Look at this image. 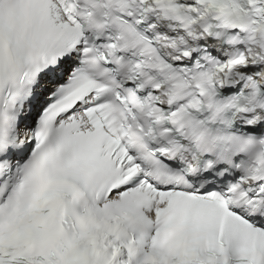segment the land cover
<instances>
[{
    "label": "snow or ice",
    "instance_id": "snow-or-ice-1",
    "mask_svg": "<svg viewBox=\"0 0 264 264\" xmlns=\"http://www.w3.org/2000/svg\"><path fill=\"white\" fill-rule=\"evenodd\" d=\"M0 264H264V0H0Z\"/></svg>",
    "mask_w": 264,
    "mask_h": 264
}]
</instances>
